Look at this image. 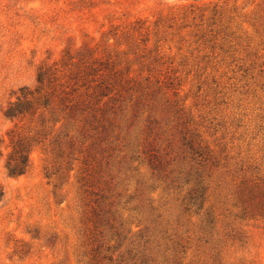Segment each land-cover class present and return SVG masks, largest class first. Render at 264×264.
I'll use <instances>...</instances> for the list:
<instances>
[{
  "label": "rangeland",
  "instance_id": "374dc122",
  "mask_svg": "<svg viewBox=\"0 0 264 264\" xmlns=\"http://www.w3.org/2000/svg\"><path fill=\"white\" fill-rule=\"evenodd\" d=\"M87 48L112 128L8 177L4 108ZM0 191V264H264V0H0Z\"/></svg>",
  "mask_w": 264,
  "mask_h": 264
},
{
  "label": "trees",
  "instance_id": "16d2710c",
  "mask_svg": "<svg viewBox=\"0 0 264 264\" xmlns=\"http://www.w3.org/2000/svg\"><path fill=\"white\" fill-rule=\"evenodd\" d=\"M84 57H87L86 60ZM108 67V64L94 58L92 48H87L76 56L67 51L59 66L53 64L38 68L35 85L20 88L15 101L9 103L2 112L3 117L11 121L36 118L41 128L33 137H11L12 152L4 166L8 177L27 173L29 154L40 143L36 136H43L47 128L53 130L60 125L58 131L63 132L77 122L82 139L87 131L99 128L106 133L112 128V124H108V116L116 97L112 96L115 89L106 72ZM106 123L108 127H105ZM68 140L70 144L72 137ZM53 143L61 145L60 134ZM3 197L0 191V203Z\"/></svg>",
  "mask_w": 264,
  "mask_h": 264
}]
</instances>
